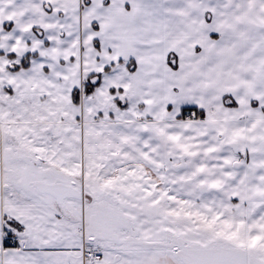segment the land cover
I'll return each mask as SVG.
<instances>
[{"label": "snow or ice", "instance_id": "6c2138e0", "mask_svg": "<svg viewBox=\"0 0 264 264\" xmlns=\"http://www.w3.org/2000/svg\"><path fill=\"white\" fill-rule=\"evenodd\" d=\"M0 264H264V0H0Z\"/></svg>", "mask_w": 264, "mask_h": 264}]
</instances>
